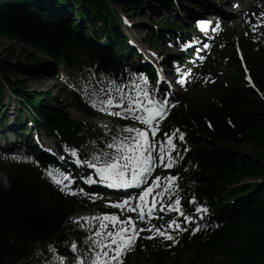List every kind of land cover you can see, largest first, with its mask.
Here are the masks:
<instances>
[{
	"label": "trees",
	"instance_id": "trees-1",
	"mask_svg": "<svg viewBox=\"0 0 264 264\" xmlns=\"http://www.w3.org/2000/svg\"><path fill=\"white\" fill-rule=\"evenodd\" d=\"M50 2L43 8L46 0H0V36L49 57L57 66L54 78L61 82L66 70L75 66L127 85L124 92L133 86L132 79L139 83L140 74L154 82L153 68L134 69V48L128 45L119 18L110 8L114 4L140 11L145 0ZM148 29L152 31L151 43L164 37ZM242 44L247 68L262 97L244 82L239 61L228 44L224 51L235 66L230 81L219 84L214 98L203 104L182 101L174 105L161 124L163 130L176 124L184 133V141L174 139L182 157L176 159L174 168L178 188L166 197L174 200L179 194L186 213L196 216L195 205L188 203L195 196L196 203L208 211L195 217L188 230L177 237L175 248L169 247L171 241L160 238L145 241V246L154 249L153 264H213L214 255L220 258L215 264H264V49L256 48L246 37ZM27 59L19 61L15 50L0 57V126L8 123V109L3 104L8 90L19 100L16 120L21 131L30 127L41 130L90 159L120 128L75 121L64 106L55 105L60 101L52 91L33 92L18 78L29 71L25 63L37 62L35 56ZM11 76L16 78L11 80ZM31 79L42 78L36 75ZM66 90L79 104L80 96L86 95L71 84ZM15 136L18 143L0 148V173L9 183L4 188L0 182V264H49L56 255L71 259L87 252L88 229L64 224L80 200L62 193L45 174L46 157L39 163L16 159L25 152L20 146L23 138ZM246 144L257 154L242 151ZM256 178L261 183L247 182ZM196 225L201 227L193 234L191 228ZM73 241L77 253L70 251ZM50 246L56 251H49Z\"/></svg>",
	"mask_w": 264,
	"mask_h": 264
},
{
	"label": "snow or ice",
	"instance_id": "snow-or-ice-1",
	"mask_svg": "<svg viewBox=\"0 0 264 264\" xmlns=\"http://www.w3.org/2000/svg\"><path fill=\"white\" fill-rule=\"evenodd\" d=\"M210 23V21L202 20L198 21V26L202 32H206L207 25ZM255 30L256 25H253V31ZM204 47H208V45L205 44ZM176 71L179 72L180 69L177 68ZM247 79L251 83L250 77ZM177 82L183 84L184 77L181 76ZM107 83L109 87L106 92L104 88H101L99 91L94 90L89 94V104L109 115L130 118L144 127L125 126L117 129L116 134L112 135L111 141L106 142L103 149L93 152L90 160L79 159L78 150L75 148L71 149L70 153L73 157H77L75 160L77 165H87L94 170L99 181L106 183L109 187L143 188L139 197L136 198L134 207L132 206V197L123 201L110 202L112 207L138 214L136 218L128 216L125 219H121L120 215L115 213L76 218L74 222L80 228H87L91 233L85 237L84 241L89 246L87 252L75 255L71 259L65 255H56L54 261H50L49 264H122L125 252L133 246L141 233L145 231L149 233L145 237L146 239L159 237L175 244L173 232L169 229L187 231L188 229L182 227V223L188 224L195 219L194 216L184 212L179 194H176L175 199L171 202L167 204L164 202V198L170 196L178 188L176 183L179 179L178 176L169 174L168 176L157 175L152 178V173L157 167L171 169L176 163V159L182 158L177 144L174 143V138L177 135L179 141H184V133L178 128L173 129L171 133L165 132L163 139L159 141L156 139L157 133L161 131L162 121L168 115L169 108L174 107L167 94L161 96L157 90L148 88L149 80L143 74L139 76V83L133 82L132 92L134 95L124 92L127 85H117L115 81ZM114 93L118 94V97ZM101 94L106 95V99H100ZM66 151L69 150L66 149ZM184 151L187 149L185 148ZM58 171L45 169V174L54 184L61 187V191H65L72 183L73 178L63 172L58 176ZM149 178L152 179L151 184H147ZM64 181H67V184ZM86 182L95 183L97 181L90 177ZM68 190L70 191V189ZM79 191L83 192V189ZM70 194L75 195L76 193L71 192ZM157 197L160 198L159 201ZM188 203L195 205L196 213H207L208 211L205 206L196 203L195 196H192ZM157 207L160 211H173L177 216L183 217V221L170 220L166 225L160 226L153 224L151 221ZM201 218L203 217L201 216ZM145 221H147V227H140L138 222ZM97 222L98 226L93 230L91 225L97 224ZM200 227L201 225H196L191 228L192 233L195 234L200 230ZM69 248L72 253H77V242L73 241ZM49 251L55 252L56 249L50 246Z\"/></svg>",
	"mask_w": 264,
	"mask_h": 264
},
{
	"label": "rangeland",
	"instance_id": "rangeland-1",
	"mask_svg": "<svg viewBox=\"0 0 264 264\" xmlns=\"http://www.w3.org/2000/svg\"><path fill=\"white\" fill-rule=\"evenodd\" d=\"M239 1L240 5H238V3L232 4V1L230 3L228 0H198V4L196 3L197 0H145L144 6L140 11H137V9L131 10V8L125 9L122 6H115L114 4H110V8L116 13H120L121 16L124 17V21L127 22L131 20L132 27L130 29H125L123 25L121 28L126 35L135 36V40L129 39V41L132 43L131 46H134V48L139 51V57L136 59L138 64L157 65L158 74L161 79L159 85L161 84L166 87L167 84H169L172 87L170 89L168 88L171 99H177L178 101L184 100L193 105H200L211 100L215 96L218 84L226 82L234 73V67L231 64V60L223 54L213 56V49H222V45L228 41L232 43L233 47L234 45L237 46V43L240 44L242 37L246 35L251 38H261L264 40V15H262L264 14V3H262V0ZM199 2L202 4L209 3L218 9L217 11H224L222 12L223 15L219 16L223 25L218 28L219 25L217 23V25L212 27V29L215 28L216 30L212 31L209 35V39L211 40L210 43H208L209 48L212 46L209 52L206 50L203 55H197L198 59L194 58L191 61L189 60L188 63L179 65V69L185 70V73H187L184 75L185 82L180 84L177 82L180 78L177 80L174 79L175 81H173V75L168 66V62L178 58L180 51L176 50L174 46L168 45L167 43L165 44L162 39H159L157 43H150L149 38L152 32L148 28L150 27L155 30L156 27H158L155 24L168 20L169 22H176L177 24L184 25L187 28L192 26V36H198V29H193V25H195L196 22L192 21V18L187 17V15L189 11H192L193 13H202L203 9L199 8ZM50 3V0H46L47 5H44L43 8H46ZM237 11L239 12L236 13ZM195 17L196 16H193V18ZM253 25H256L255 31H253ZM145 26H148V28ZM209 31L211 30L209 29ZM179 33L180 32H176V34ZM9 50H15L19 61L28 62V56H35L37 58V62H33L32 64L25 63L24 65L27 66V70L29 69V71L18 77L20 80L24 81L33 92L46 93L52 91L58 98L57 100L60 101L54 102L55 105L65 106V112L71 118L89 121L94 120L93 118L97 120L106 119L102 117L101 113L93 110L90 106L85 107L82 104H79L76 100H73L65 90V86L62 85L59 80L54 78L57 69L55 70V66L49 57L41 52L33 50L19 41L8 40L0 36V57L2 55L5 56ZM221 52L222 51H217V53ZM201 57H203V59H201ZM239 59L242 63L243 59ZM241 67L243 68V66ZM162 73L163 77L161 76ZM36 75L41 76L42 79L40 81L32 80L31 76ZM189 75H191V77L187 79L186 76ZM67 76L72 83L79 88H82L85 80H79L78 76L72 71H67ZM10 78L11 80H14L16 77L11 76ZM163 78L166 80V83L162 81ZM5 89L8 88L6 87ZM84 94H86V98L90 97L89 92H85ZM4 101V107L8 109V113L6 114L8 123H6L5 126L9 127L12 123H15L16 125L14 129L11 130L13 133H19L20 124L15 119L18 114L17 109L19 107V100L6 90ZM85 103L89 104L87 99H85ZM101 123H108V121L102 120ZM10 128L11 127L8 129ZM0 129H2V127H0ZM13 133H8L6 137L0 136V145L4 144L5 140H9L12 143L15 142ZM27 134L29 135L30 133H26L25 135L27 136ZM38 135L40 140H44V136L48 142H51V138L48 139L43 131H39ZM26 136L24 139L26 140V145H29L28 150L33 152L27 154L26 158L34 160L36 159V155H38V150L31 148L30 145L32 144ZM241 150L253 155H256L258 152L251 144L244 145ZM48 151H53V149L48 148ZM63 155L72 156L71 153H68L67 151H64L61 156ZM48 169L54 170L52 165H50ZM256 179L257 180L248 179L247 182L252 184L261 183L262 180L260 178ZM0 182L4 188L9 187L8 180L3 173H0ZM89 209L90 210L82 211L83 213H86L84 216H100L102 207L94 204L91 205ZM79 211H81L80 207L77 208V212ZM140 227H147V221ZM127 253L128 254L125 252L126 255L124 254V257L128 255V261L130 264H153L150 250H142L138 247ZM219 260L220 258L218 256H213V264Z\"/></svg>",
	"mask_w": 264,
	"mask_h": 264
},
{
	"label": "bare ground",
	"instance_id": "bare-ground-1",
	"mask_svg": "<svg viewBox=\"0 0 264 264\" xmlns=\"http://www.w3.org/2000/svg\"><path fill=\"white\" fill-rule=\"evenodd\" d=\"M230 3H231V1H232V4H237L238 3V5H240V1L239 0H228ZM197 2H198V0H197ZM206 7H210V9H207V10H209V11H211L210 13H212V14H215V15H217V14H221L222 15V12H221V10L220 11H217L218 9H216L214 6H212L211 4H209V3H200L199 2V8H202V9H204V8H206ZM239 11H237L236 13H238ZM192 15H195L193 12H190L189 11V13H188V16H192ZM119 21H124V19H121V18H119ZM172 24V23H171ZM131 46V45H130ZM131 47H133L134 48V46H131ZM135 49V48H134ZM64 109H65V106H64ZM72 119H74V118H72ZM79 120V119H78ZM91 121H95V120H91ZM9 127H11L10 129H14V127H15V123H12V125H10ZM13 127V128H12ZM7 133H9V132H7ZM6 133V134H7ZM66 158V157H65ZM86 211V210H85ZM86 213H81V214H79V215H77L76 217H81V216H84Z\"/></svg>",
	"mask_w": 264,
	"mask_h": 264
}]
</instances>
